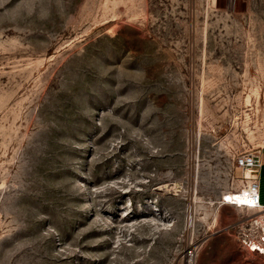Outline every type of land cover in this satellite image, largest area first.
Instances as JSON below:
<instances>
[{
	"label": "rangeland",
	"instance_id": "obj_1",
	"mask_svg": "<svg viewBox=\"0 0 264 264\" xmlns=\"http://www.w3.org/2000/svg\"><path fill=\"white\" fill-rule=\"evenodd\" d=\"M263 146L264 0H0V264H264Z\"/></svg>",
	"mask_w": 264,
	"mask_h": 264
},
{
	"label": "built area",
	"instance_id": "obj_2",
	"mask_svg": "<svg viewBox=\"0 0 264 264\" xmlns=\"http://www.w3.org/2000/svg\"><path fill=\"white\" fill-rule=\"evenodd\" d=\"M236 165L243 171L242 187L223 193L218 205L233 206L239 211H253L255 214L236 222L231 228L236 230V236L241 245L250 252L264 256V206L260 198V182L257 172L261 162L258 152H247L240 155ZM186 264H191L187 261Z\"/></svg>",
	"mask_w": 264,
	"mask_h": 264
},
{
	"label": "crops",
	"instance_id": "obj_3",
	"mask_svg": "<svg viewBox=\"0 0 264 264\" xmlns=\"http://www.w3.org/2000/svg\"><path fill=\"white\" fill-rule=\"evenodd\" d=\"M259 158H260V162H261V166L260 169L257 172V176L259 178V182H260V198H261V203L264 206V146L262 148H260L259 150H257ZM229 206V205H226ZM233 207V206H231ZM236 209V208H235ZM237 210V209H236ZM239 213H241L242 211L237 210ZM262 217H264V212L261 214ZM241 219H237L235 221L238 222Z\"/></svg>",
	"mask_w": 264,
	"mask_h": 264
}]
</instances>
